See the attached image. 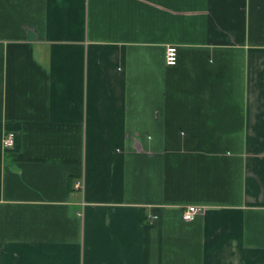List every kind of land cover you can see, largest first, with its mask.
Returning a JSON list of instances; mask_svg holds the SVG:
<instances>
[{"label":"crops","instance_id":"obj_1","mask_svg":"<svg viewBox=\"0 0 264 264\" xmlns=\"http://www.w3.org/2000/svg\"><path fill=\"white\" fill-rule=\"evenodd\" d=\"M0 264H264V0H0Z\"/></svg>","mask_w":264,"mask_h":264},{"label":"built area","instance_id":"obj_2","mask_svg":"<svg viewBox=\"0 0 264 264\" xmlns=\"http://www.w3.org/2000/svg\"><path fill=\"white\" fill-rule=\"evenodd\" d=\"M164 61L168 67H173L177 62V49L176 47L169 46L165 50ZM16 140V133L13 131H7L2 136V148L4 150H10L14 147ZM81 187L80 182L74 184V188L78 190ZM203 209L196 205H190L184 208L182 212V220L184 222L190 223L193 222Z\"/></svg>","mask_w":264,"mask_h":264}]
</instances>
